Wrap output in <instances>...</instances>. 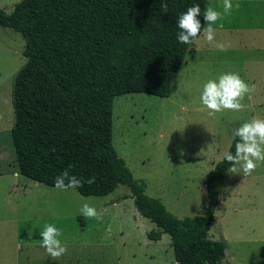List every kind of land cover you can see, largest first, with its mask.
Listing matches in <instances>:
<instances>
[{"label": "rangeland", "instance_id": "1", "mask_svg": "<svg viewBox=\"0 0 264 264\" xmlns=\"http://www.w3.org/2000/svg\"><path fill=\"white\" fill-rule=\"evenodd\" d=\"M19 1L0 0V7L9 13ZM222 4L208 0L207 7L223 12ZM232 4L231 15L213 25V43L203 31L194 40L168 96L131 92L113 101L115 149L134 177L145 181L147 194L179 218L202 213L205 176L227 153L234 130L253 118L264 120V0ZM24 44L20 33L0 25V264H176L170 235L148 237L158 227L140 214L128 186L85 196L20 173L11 136L12 92L26 61ZM225 73L239 74L254 90L241 101L242 110L210 117L200 99L203 86ZM236 167L217 183L220 203L209 237L226 242L222 264H258V257L264 264V162L250 176ZM84 203L95 207L102 220L83 216ZM45 224L61 231L58 238L67 247L57 260L41 247Z\"/></svg>", "mask_w": 264, "mask_h": 264}, {"label": "trees", "instance_id": "2", "mask_svg": "<svg viewBox=\"0 0 264 264\" xmlns=\"http://www.w3.org/2000/svg\"><path fill=\"white\" fill-rule=\"evenodd\" d=\"M208 0H20L0 7V25L20 33L24 65L13 86L11 136L21 174L55 186L65 169L85 196L131 190L141 215L154 221L150 239L170 235L176 264H222L226 242L209 237L220 203L217 183L232 166L224 157L205 176L202 213L183 218L146 192L113 145L115 96L146 92L168 96L194 40H177L178 17ZM167 4V12L161 4ZM201 34V33H200ZM234 136L227 152L235 154ZM95 177L91 185L86 183ZM100 264H119L106 262Z\"/></svg>", "mask_w": 264, "mask_h": 264}, {"label": "clouds", "instance_id": "3", "mask_svg": "<svg viewBox=\"0 0 264 264\" xmlns=\"http://www.w3.org/2000/svg\"><path fill=\"white\" fill-rule=\"evenodd\" d=\"M223 12L216 11L209 6L203 12L206 26L203 27V38L209 43H213L215 39L216 29L213 27L218 20H222L225 16L231 15L233 4L232 0H223ZM238 9L239 4L235 5ZM161 8L167 12V4L162 3ZM201 14L200 5L196 4L187 8L186 12L178 17L177 27L179 33L177 40L182 44L191 43L193 40L200 38L202 25L198 16ZM218 47L221 50L223 45ZM254 90V86L250 87L239 74L225 73L221 74L217 80H209L203 86L201 94L202 104L209 110L208 115L214 117L223 110L240 111L244 105L242 100L246 94H250ZM234 136L239 140L235 144V154L227 152L224 154L226 162L232 165L230 172H237L236 165H240L243 175L250 176L257 168L258 162H264V120L253 118L250 122L243 123L239 128L234 130ZM95 182V177H90L86 183L89 185ZM83 182L74 175H70L68 169H65L55 178V188L62 191L81 187ZM83 216L90 219L102 220V215L93 206L84 203L80 208ZM110 231V229H109ZM39 235L41 247H43L53 260H57L67 253V247L62 245L58 238L62 235L61 231L52 224H45L40 230ZM258 257L257 261L259 264Z\"/></svg>", "mask_w": 264, "mask_h": 264}, {"label": "crops", "instance_id": "4", "mask_svg": "<svg viewBox=\"0 0 264 264\" xmlns=\"http://www.w3.org/2000/svg\"><path fill=\"white\" fill-rule=\"evenodd\" d=\"M217 209H218V208H217ZM217 209H216V210H217ZM146 231H148V230H146ZM163 235H164V234H162V237H163ZM162 237H161V239H162ZM161 239H159V240H161Z\"/></svg>", "mask_w": 264, "mask_h": 264}]
</instances>
